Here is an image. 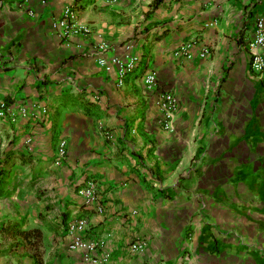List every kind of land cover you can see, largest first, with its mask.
Returning <instances> with one entry per match:
<instances>
[{"label":"crops","instance_id":"0c3cea01","mask_svg":"<svg viewBox=\"0 0 264 264\" xmlns=\"http://www.w3.org/2000/svg\"><path fill=\"white\" fill-rule=\"evenodd\" d=\"M67 6L91 33L56 34ZM259 19L264 0H0V100L17 116L0 121V264H264ZM133 38L156 90L98 65ZM90 179L103 213L77 192ZM81 218L102 242L89 256L69 248Z\"/></svg>","mask_w":264,"mask_h":264},{"label":"built area","instance_id":"2783aa9c","mask_svg":"<svg viewBox=\"0 0 264 264\" xmlns=\"http://www.w3.org/2000/svg\"><path fill=\"white\" fill-rule=\"evenodd\" d=\"M116 2L117 0H109ZM54 31L61 38H68L76 33L89 34L90 28L80 27L77 20V12L72 6H67L61 13L60 18L56 19L53 24ZM137 39L133 38L123 44V51L121 55L111 56L108 58L106 52L107 45L99 47L97 53L98 65L106 72V74L115 73L117 76V84L122 87L126 84L129 77L141 76L143 85L148 90H156L158 88V78L155 72L146 67L142 63V57L136 51ZM249 54L251 58V69L256 75H264V19H259L256 22L255 35L248 45ZM209 54L208 50L202 52L201 56L205 57ZM141 73V74H140ZM25 107L21 108L24 113ZM178 108L176 97L171 93H164L161 95V109L166 116V124H168L172 117L175 115ZM38 114L46 115L48 110L46 107H40ZM16 112L14 107L6 102L0 100V121H7L14 123L16 121ZM68 155L67 141L61 139L56 146L55 164L62 165ZM78 194L82 196L88 207H94L99 213L105 211L104 205L101 203L100 195L98 192V183L94 179L87 180L83 185L79 186ZM87 219L81 218L74 224H71L70 230L74 232L73 239L69 248L73 251H84L86 255L97 252L98 248L102 246V242L98 239L85 237L84 234L87 230ZM145 247L144 242H137L131 248L133 250H143ZM184 264H188L185 260Z\"/></svg>","mask_w":264,"mask_h":264}]
</instances>
